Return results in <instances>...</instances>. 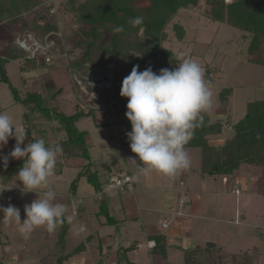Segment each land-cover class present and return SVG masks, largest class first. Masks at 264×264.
I'll return each instance as SVG.
<instances>
[{"label": "rangeland", "instance_id": "rangeland-1", "mask_svg": "<svg viewBox=\"0 0 264 264\" xmlns=\"http://www.w3.org/2000/svg\"><path fill=\"white\" fill-rule=\"evenodd\" d=\"M40 1H44L43 4L35 9L18 17L9 20L4 19L0 22V54L6 56L8 54L7 50L14 47V50L19 51L20 62H22L26 60L23 59L25 54L22 50H25V53L30 57L34 54L41 52L43 54L45 52L48 64L55 65L52 72L53 82L57 86L63 87L62 92L59 94L61 104L59 107L57 106L58 109L66 114H71L78 108L84 111L95 110L103 115L101 117L102 121H109L112 116L108 110L113 107V102L120 98L127 100L126 97H121L119 93L122 80L129 74L128 71L132 70L131 66L129 63H123L122 60H119L122 62V64H116L119 79L114 82L113 65L111 62L109 64L105 62L107 57H110L108 53L105 52L101 55L93 53L91 59L82 61V55L88 40L82 32L90 26H83L76 19L77 11L71 12L69 0ZM81 1L83 0H76V3L78 4ZM225 1L230 2L231 0ZM173 23H178L184 28L185 36L182 41L176 39L172 30ZM166 28L168 32V38L164 42L166 47H171L174 52L178 53V56L194 60L200 65L202 70L204 65L212 70L210 76L213 78V82L209 85L212 92V107L210 108L212 118L218 113L216 115L218 120L224 121L228 112H231L232 119L237 120L245 112L248 102L262 97L264 66L249 61L250 56L246 53V46L241 36V31L225 23L209 19L207 4L200 3L198 6L180 9L171 18ZM102 33L103 38L96 42L97 46L104 44L109 38L107 31ZM21 43H23L22 46L20 45ZM132 54V57L138 55L136 51H133ZM112 60L114 59L112 58ZM76 62V73L70 75L69 70ZM19 64V60H12L6 64V70L11 82L21 92V95H24L27 90L39 89L43 82L39 83L37 77H35L37 74L34 75L32 72L22 71ZM41 88L43 89V86ZM226 88H231L232 91L227 95L229 102L222 104L219 94ZM107 91L109 93L105 94ZM0 112L10 115L17 127L23 126L27 129L26 139L21 147L31 142L32 138L43 139L46 146H53L55 142L61 146L62 144L59 141L66 139V135L59 128L57 120L49 121L42 118L38 113L30 115L29 122L24 126L23 106L14 101L7 84L2 82H0ZM231 124L224 122L223 131L230 132ZM76 126L79 130L87 131V144H90L89 148L92 158L91 166L93 165L100 172H107L108 167H110V176L118 171H114L116 168L124 171L128 169L131 175V190L129 189L128 192L112 190L113 188L108 189V191L105 190V194L101 195L100 203H104V206L108 205L109 199H106L107 196L117 194V198L129 197L132 200L135 198L136 202L142 206L153 205V210L141 209L139 212L143 213V216L141 218H133V220L139 222L143 219L142 226L146 233L149 230H162L165 235L156 234L160 237V243L163 245V257L151 250H147L144 245L135 249H127L126 246L133 237H139L138 239H141L143 244L145 239L139 234L134 236L127 233L129 235L127 237L125 233L129 227L127 222L131 220L120 214L118 225H114V227L109 229L105 228L101 230V233H98L104 238L101 245L102 252L110 248V251L108 250L105 254L106 257H100L97 254L98 247L93 245L92 249L89 246L86 256L84 255L86 264H110V261L112 262L111 264H186L183 258L185 256L184 253L189 251L187 248L195 245L200 247L204 241H214L217 244H222L226 247L225 250L228 253L233 254L242 252L245 248H249L252 245L261 246L263 248L261 262L264 264V229H259L262 226L255 224L260 223L262 220L264 221V217L261 216L262 209L264 210V199L259 192L261 189L260 167L244 163L241 164L240 170L237 169L234 174H220L214 177L206 176V180L209 182H212L210 180H215L211 184L214 190L220 191L222 186L226 188L227 183L230 185L232 182L238 184L241 188L240 194H234L225 189V192L221 195H208L206 191H208L209 185H205L206 183L201 180L199 150L186 149L187 153L191 154L189 156V167L178 171L173 177L155 172L145 175L140 171L142 163L137 155L131 151L126 134L121 135L122 147L115 146V143L118 142L115 134L119 131L121 132L116 126L96 127L90 117L79 119L76 122ZM225 135L226 133L222 134V136ZM14 145L15 139L10 138L6 146L13 149ZM77 149H72V152L73 150L77 152ZM0 151L3 154L11 152V150L4 149ZM81 152L79 149V154ZM57 160L64 162L63 152L58 154ZM15 161L10 158L7 168L0 164V205L7 207L11 204L17 207L20 210L21 220H23L25 218V205L33 202L29 196L35 197V200L42 198L43 193L40 192V194L36 195L33 192L34 194H25L23 197L21 192L11 188L12 186L5 187L1 185V177L11 168L14 167V170L16 169L17 164H15ZM112 161H114L115 166L110 165ZM188 169H190V175L187 174ZM77 171L78 169L76 168L64 167L61 176H56L55 179L48 177L49 185L54 191L62 192L61 194L65 196L70 181L75 177ZM53 173L56 174V168ZM185 188L186 191L184 190ZM170 189H174L177 194L179 190L185 191L183 194L187 195V197H189L191 192L200 194L204 199L209 197L207 198L208 201L203 199L205 203L200 204L202 209H200L201 213H198L201 216L181 217L182 222L179 223L180 225L171 224L168 229H161L163 217L169 220L170 215L162 214L157 208L166 209V207H173V204L169 206L164 201V194ZM118 193L122 194L119 195ZM210 196H214L212 200ZM65 197L67 198V196ZM62 201L60 198L59 203L61 204ZM90 202L86 201L87 212H93L97 209V203L92 205ZM189 202L190 200L186 204L188 205ZM75 204L71 203L65 215L57 222L53 232L50 233L45 227L41 226L36 228L28 239H25L18 231V226L14 220L6 223L2 218L3 213H0V264H57V255H62L63 246L61 245H65L64 252H66L71 249L72 245H76L74 242L79 241V237L80 239L82 238L81 234L79 235L81 226L76 220V215H74V218L71 216L73 207L77 206ZM212 204L217 206L210 211L208 206ZM225 208L227 210L224 211ZM239 210L240 214H238ZM241 210L243 211L242 213ZM69 216L72 217L73 224L67 220ZM100 218L102 219V217ZM92 221L94 227H97L95 219L91 218ZM137 221L134 224H138ZM86 222H90L89 219H86ZM65 223H70L71 228L65 233L66 236L63 239V244H61L58 241L59 233ZM111 229L115 230V233H112ZM45 231L47 232L45 233ZM89 231L88 226L87 232ZM150 232L152 233V231ZM170 232H176V234ZM114 236L117 238L114 239ZM52 247L54 251L51 250ZM202 252L205 255V251L203 250ZM12 254H15L14 260L8 256ZM224 258L226 259L225 261L223 259L220 262L219 259L214 261L217 264H238L239 262L238 260L233 262L231 255L229 256L231 259H228V256H224ZM240 258L242 260V257Z\"/></svg>", "mask_w": 264, "mask_h": 264}, {"label": "trees", "instance_id": "trees-1", "mask_svg": "<svg viewBox=\"0 0 264 264\" xmlns=\"http://www.w3.org/2000/svg\"><path fill=\"white\" fill-rule=\"evenodd\" d=\"M43 2L40 0H0V22L27 13L42 5ZM200 3L208 5L209 19L225 23L241 31L246 53L250 56L249 61L264 66V0H231L230 2L225 0H83L78 4L76 0H69L71 12L77 11L76 19L83 26H90L82 32L88 39L82 61L91 59L93 53L100 55L108 53L110 57L108 56L105 62L108 64L111 62L113 65L114 82L119 79L117 76L119 72L116 70V66L122 64L119 60L129 63L131 68L134 65H139V71H143L148 66H151L157 73L162 68L171 70L177 66L178 61L175 58L179 56L171 47L164 45L168 38L166 25L180 9L198 6ZM48 5L50 4L48 3ZM137 16L143 17V22L134 28L128 21L129 18ZM117 26H122L123 30L118 33L114 32ZM101 30L102 32L107 31L109 38L104 44L97 46L96 42L103 38ZM172 30L176 39L182 41L185 36L184 28L178 23H173ZM14 49V47L8 49L6 56L0 54V82L7 84L13 99L23 106L24 126L29 122L30 115H34V113L40 114L42 118L49 121L57 120L66 139L59 141L62 144L64 162L57 160L56 171L59 172L63 164L79 168L69 184L72 194L76 191L77 181L80 177H85L96 192H101L109 180L111 168L109 167L107 172H100L92 168L89 144L85 141L87 131L79 130L76 122L83 117H90L97 127L111 125L130 127V121L125 116L127 100L120 98L113 102V107L110 106L111 110H108L112 116L109 121H102L103 115L95 110L84 111L78 108L73 113L66 114L58 109L61 104L59 94L63 87L57 86L53 82L52 72L55 65L48 64L46 53L42 54L41 52L30 57L25 53V50H22L25 54L23 59L26 60L20 62L19 51ZM99 50L100 52H98ZM133 51H136L138 55L132 57ZM10 53H12L11 57H9ZM14 58L19 60L22 71L37 74L35 77L39 83L43 82L41 85L43 89L40 86L39 89L27 90L24 95H20L5 68L6 62ZM76 68L77 62L69 70L70 75L76 73ZM202 71L205 81L210 85L213 82V78L210 76L212 70L204 65ZM128 72L130 74L131 71ZM231 91V88H226L219 94L222 104L226 102L227 95ZM108 93V91L105 92V94ZM201 117L202 120L198 121V126L193 130L192 138L185 145V147L199 149L201 172L207 175L231 174L244 163L259 166L262 179L261 191L264 195V89L262 97L248 102L244 114L231 124L230 135L225 138L223 144L210 145L208 143L209 135L222 133L223 123L210 121V109L201 113ZM258 132L261 134L260 139L256 138ZM55 145L57 142L53 144V146ZM75 148H78V151L73 150L72 152V149ZM79 149L82 151L80 154ZM23 163L24 158L15 161L16 169L14 170L13 167L7 171L1 177V184L22 187V182L17 180L16 174ZM116 170L122 171L120 168H116L114 171ZM128 174H130L129 171ZM101 210L107 220L112 221L113 218L108 214L107 206L101 204ZM67 227L68 223L61 227L58 240L61 244ZM150 238L155 240L153 250L162 251L160 237L155 234ZM216 248L213 242H207L203 247L186 251L184 261L186 264H217L214 261L216 259H219V262L221 259L225 261L223 254L217 253ZM202 249L205 251V255ZM63 257L66 255L62 254L57 258V264H60ZM235 257V255H231L232 261Z\"/></svg>", "mask_w": 264, "mask_h": 264}, {"label": "clouds", "instance_id": "clouds-1", "mask_svg": "<svg viewBox=\"0 0 264 264\" xmlns=\"http://www.w3.org/2000/svg\"><path fill=\"white\" fill-rule=\"evenodd\" d=\"M128 22L135 28L142 24L143 17L129 18ZM122 30V26H117L114 32ZM175 59L178 61L175 68H162L158 73L151 66L139 71V65H134L122 80L119 94L127 98L125 116L131 124L126 136L131 151L142 163L140 171L145 175L155 172L173 177L189 167L185 145L192 138L198 121L202 120L201 113L212 107V92L200 65L183 56ZM26 133L27 129L17 127L10 115L0 112V150L10 138L15 139L10 153L0 151V164L7 168L10 158H24L16 175L22 182V191L43 193L42 198L25 205L23 220L17 207L0 205L4 221L14 220L18 231L28 239L41 226L53 232L65 209L55 203L56 194L48 182L57 163V154H62L61 146H46L43 139H33L21 147ZM256 138H261L259 132ZM67 220L71 222L72 217Z\"/></svg>", "mask_w": 264, "mask_h": 264}, {"label": "crops", "instance_id": "crops-1", "mask_svg": "<svg viewBox=\"0 0 264 264\" xmlns=\"http://www.w3.org/2000/svg\"><path fill=\"white\" fill-rule=\"evenodd\" d=\"M11 54L12 53H10L9 57H11ZM12 60H15L16 61L15 58L14 59H11L10 61H12ZM10 61H8V62H10ZM8 62H6V64ZM6 64H5V68H6ZM19 93L21 95V92L20 91H19ZM15 102L16 103H19L17 101H15ZM228 102L229 101L227 99L225 103H228ZM216 115L217 114H215V116L213 118L210 115V121L211 122L220 121L221 123H224V122L233 123V122H235V121L238 120V119L237 120H233L232 119L231 112H228L227 117H226V119L224 121L218 120V116H216ZM111 126H114V125H111ZM116 127H117V129L121 130V132L119 131L120 133L117 132L115 134V137H117V141H118V142L115 143V146L121 148L122 147V137H121V135L122 134H126L127 132L131 131V126L130 127H123V126H118L117 125ZM230 128H231V126H230ZM224 133H226V135L225 136H222V134H224ZM229 135H230V132L227 133V132H225V130L222 131V133H220V134L209 135L208 143L210 145H220V144H223L225 138H227ZM87 138L88 137L86 135V137H85L86 143H87ZM3 149L4 150H11V151L13 150L9 146H5ZM186 149H196V150H199L198 148H195V147H185V150ZM89 151H90V148H89ZM90 155H91V153H90ZM188 155H189V153H188ZM189 156H191V154ZM20 159H16V161H18ZM14 161H15V159H14ZM200 161H201V154H200ZM91 162H92V160H91ZM110 165L111 166H115L114 161H112ZM240 166L237 168L238 170H240ZM64 167L67 168V167H71V166H68L67 164H63V166L61 167V169H60L59 172L56 171V174L53 173L50 176L51 179L52 178L55 179L56 176H59V175L61 176ZM199 167H201V164L199 165ZM257 167H259V166H257ZM72 168H76V169L79 170L78 167H72ZM92 168L93 169H97L96 167L94 168L93 165H92ZM195 169H194V171H195ZM127 171H128V169H127ZM112 172H114V171H112ZM189 172H190V169H188V172H187L188 175L191 174ZM200 172H201V170H200ZM234 172H233V174H234ZM110 173H111V171H110ZM201 175H202L201 180L206 183L205 185H209V189H208V191H206L207 193L204 192V193H206L208 195H210V194H212L214 196L215 195H221V194H223V192H225L224 191L225 189H228L231 193H234V194H240V192H241V188L239 187V185L236 184V183H234V182H232L230 185L227 183V187L226 188L222 186V188H221L220 191H218L217 189L214 190V188H212V185L211 184H213L212 182H215V180H210L212 182H209L208 180H206V176L214 177L215 175H207V174H204L202 172H201ZM260 176H261V168H260ZM260 179H261V177H260ZM185 182H187V181H185ZM2 186H5V185H2ZM188 186H189V184H188ZM5 187H8V186H5ZM11 188H14L17 191H20L21 192V196L23 195V197L25 196V194H30V193L31 194H34L35 193V192L34 193L33 192H24V191H22V187L12 186ZM236 188L238 189V192L237 193H235V191H233V189H236ZM163 190H166V189H163ZM184 190L186 191V188ZM261 190H262V182H261V189L259 191L262 194V191ZM185 191L179 190L178 191V194H177V192H175L174 189H172V190L170 189V190H167V192H165L166 193V194H164L165 199L163 198L164 201H166L169 206H172V204H173V207L172 208L171 207L170 208L166 207V209H164V208H157V210L159 212H161L162 214H169L170 215L169 216L170 217L169 220L166 217H163V220L169 221V225H168L167 228H163L162 226H160L161 229H168L171 224L180 225L179 223L182 222V218L181 217H190V216L194 217V215H199L198 212H200V209H202V208H200V206H201L200 204H204L205 203L204 200L205 201H208L207 198H209V197H207V198L204 199L200 194L194 193V192H191V194L189 195V197H187V195L183 194ZM55 193H56V201H55V203H59L60 198L63 200L62 203H64V204L62 206L65 209L64 215H65L67 209L69 208V206L71 205V203L75 204V202H76L77 206L73 207L71 216L74 218V215H76V220H77V222H79V224L81 226L80 227L81 228V231H79V235L81 234V237H82L81 239L79 237V241L74 242V244H76V245H72V247H71V249H69V251L64 252V246L65 245H61V246H63L61 252H62L63 255H66V257H63L61 259L60 264H86V257L85 256H86L87 248L90 246L93 249V245L96 246V247H98V253L97 254L100 257L101 256L102 257H106L105 254L107 253L108 250L110 251V248H107V251L102 252V248H101L102 246L101 245L103 243L102 241H104V238L101 237L98 233H101V230H104L105 228L106 229H109L111 227H114V225H118L119 224L118 219H120V214L123 217L125 216L127 219H130L131 220L130 222H127V223H129V227H128V231L125 232V233L126 234L127 233L128 234H132L134 236H136V235L139 234L140 236L142 235V238L143 239H145V242L143 244V242L141 241V239H138L139 237L138 238L133 237V239L131 240V242H129V244L126 246V248L127 249H135V248H139V247H141V246L144 245L147 250H151L152 252H155V253H157V254H159L160 256L163 257L162 253L164 252V250H162V251H159V250L158 251H154L153 250V247L155 246V240L153 238H150V236L155 235L157 233L163 234L162 233V230H159V231H157V230H149V231H147L148 233H146V232H144L143 226H142L143 219L141 221H139V222L137 220H133V218L136 219V218H141L143 216V213L139 212L141 209L143 210L144 208H146V209L153 210L154 209L152 207L153 205H150L148 207L142 206L138 202H136V199L135 198L133 200L131 198H129V197H124V198L123 197H120V198H117L118 197L117 194L116 195H113V196H107V195H105V196H107L106 199L107 200L109 199L108 205H106L107 206V209H108L107 210L108 211V214L113 218L112 221H108L107 218H106V216L104 215V212L101 210V204L102 203H100L101 202V195L102 194H105V193H102V191L101 192H96L94 190V188L92 187V185H90L87 182V180H86L85 177H80L79 180L77 181V187H76L75 193L72 194V193H70V188L67 189V191L65 192V196H67V198L63 194H61L62 192L55 191ZM132 193H134V192H132ZM188 193H189V191H188ZM35 194L38 195L40 193H38V194L35 193ZM118 194L120 195L122 193H118ZM30 196H29V198L32 199V201H34V198L35 197L33 198V197H30ZM214 196H210L211 200H212V198ZM262 197L264 199V195L263 194H262ZM181 198L183 199L184 202H181ZM188 200H190V202L187 205L186 203H188ZM86 201L87 202L88 201H91L90 203L92 205L97 203V209L94 210L93 212H87V210H86L87 208L85 206L86 205ZM67 203H68V205H67ZM103 205H104V203H103ZM215 206H217V205L216 204H212V205L208 206V208H209L210 211H212V209ZM225 210H227V209L225 208L224 211ZM242 212L243 211L241 210V213ZM238 214H240V210L238 211ZM200 216L201 215H199V217ZM261 216L264 217V210L263 209H262ZM100 217H102V219ZM91 218L92 219H95L98 228L96 226L94 227L93 221L91 222ZM86 219H89L90 222H86ZM136 221L138 222V224H134V222H136ZM162 221H161V223H162ZM261 222H264V221L262 220ZM261 222L260 223H255V224L258 225V226H262V227H259V229H262V228L264 229V223H261ZM70 223L73 224L74 222L71 220ZM70 223L68 224V227H67L66 232L69 230V228H71L70 227L71 226ZM130 225H131V227H130ZM88 226H89V230H90L89 232H87ZM96 229H98V230H96ZM111 230L113 231L112 233H115V230H113V229H111ZM150 231H152V233ZM46 232L47 231H45V233ZM120 233H121V231H120ZM170 233L176 234V232H170ZM117 234H119V233L117 232ZM128 234H127V237H129ZM65 236H66V234H65ZM65 236H64V238H65ZM116 238L117 237H115L114 239H116ZM149 240L154 241V246L151 247V248L147 247V244H146V242H148ZM207 242H213L216 245V247H217L216 248L217 249V253H220L221 255L223 254V256H225V257L228 256V259H231V258H229L230 255H235L236 257L233 259V262L236 261V260H238L239 261L238 264H262V262H261V260H262V258H261V252H263V248L261 246L252 245L249 248L248 247L245 248L242 252H237V253H234L233 254V253H228L225 250L226 247H224L222 244H219V243L217 244L214 241H204L200 247H203L205 245V243H207ZM8 246H10V245H8ZM162 247H163V245H162ZM200 247H199V245H195L193 247L187 248V250L190 251V250H194V249H197V248H200ZM51 250L54 251L53 247L51 248ZM8 256H10L12 260L15 259V254L8 255ZM59 256H60V254L57 255L56 260H57V258ZM53 257H54V255H53ZM240 257H242V260H240L241 259ZM183 260H184V258H183ZM111 263L112 262L110 261V264Z\"/></svg>", "mask_w": 264, "mask_h": 264}, {"label": "built area", "instance_id": "built-area-1", "mask_svg": "<svg viewBox=\"0 0 264 264\" xmlns=\"http://www.w3.org/2000/svg\"><path fill=\"white\" fill-rule=\"evenodd\" d=\"M130 187V188H129ZM113 188V189H112ZM132 188V180L130 174H128V171H116L115 174L111 175L109 177V180L107 184L105 185V188H103L102 193H105V190L108 191V189L112 190H123L127 191ZM235 193L238 192V189H233ZM181 202H184L183 199L181 198ZM169 225V221L163 220L161 223V226L163 228H167ZM147 247H153L154 246V241L150 240L147 242Z\"/></svg>", "mask_w": 264, "mask_h": 264}, {"label": "bare ground", "instance_id": "bare-ground-1", "mask_svg": "<svg viewBox=\"0 0 264 264\" xmlns=\"http://www.w3.org/2000/svg\"><path fill=\"white\" fill-rule=\"evenodd\" d=\"M21 46L23 45V43L20 44ZM25 47V46H24Z\"/></svg>", "mask_w": 264, "mask_h": 264}]
</instances>
